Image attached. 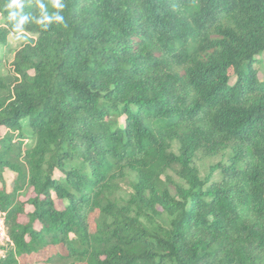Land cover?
Instances as JSON below:
<instances>
[{
  "label": "trees",
  "instance_id": "obj_1",
  "mask_svg": "<svg viewBox=\"0 0 264 264\" xmlns=\"http://www.w3.org/2000/svg\"><path fill=\"white\" fill-rule=\"evenodd\" d=\"M61 2L0 72V264H264V0Z\"/></svg>",
  "mask_w": 264,
  "mask_h": 264
},
{
  "label": "clouds",
  "instance_id": "obj_2",
  "mask_svg": "<svg viewBox=\"0 0 264 264\" xmlns=\"http://www.w3.org/2000/svg\"><path fill=\"white\" fill-rule=\"evenodd\" d=\"M35 2L39 10L37 15L24 11L25 0H7L4 10L7 12V22L11 25L14 33L18 35L23 34L25 26L28 24L38 25L41 30L46 31L53 23H65L64 16L61 14V10L64 9L65 4L61 0H50L51 7L56 9V11L52 12L48 10V6L44 3V0H35Z\"/></svg>",
  "mask_w": 264,
  "mask_h": 264
},
{
  "label": "rangeland",
  "instance_id": "obj_3",
  "mask_svg": "<svg viewBox=\"0 0 264 264\" xmlns=\"http://www.w3.org/2000/svg\"><path fill=\"white\" fill-rule=\"evenodd\" d=\"M28 34H11L9 36L8 44L0 46V72L9 73L11 70V63L14 60V56L16 51L21 48L26 42ZM259 78L264 79V54L259 57ZM177 149V148H176ZM223 157L221 155L218 156H209V157H200L197 159V165L199 166L201 175L203 178H206L209 175V168L222 160ZM171 176L175 179L176 182H181L179 178H177L173 173H170ZM216 175L215 177H217ZM8 180L10 182L8 185L11 187V181L13 179V175L7 173ZM2 183L0 182V186ZM122 194L127 195L131 190V186L129 183H124L122 185Z\"/></svg>",
  "mask_w": 264,
  "mask_h": 264
},
{
  "label": "built area",
  "instance_id": "obj_4",
  "mask_svg": "<svg viewBox=\"0 0 264 264\" xmlns=\"http://www.w3.org/2000/svg\"><path fill=\"white\" fill-rule=\"evenodd\" d=\"M7 219L6 212L0 210V258L6 256V248L13 244L8 234Z\"/></svg>",
  "mask_w": 264,
  "mask_h": 264
}]
</instances>
